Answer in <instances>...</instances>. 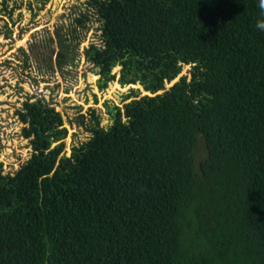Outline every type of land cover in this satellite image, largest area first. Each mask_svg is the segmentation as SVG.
Instances as JSON below:
<instances>
[{
    "label": "trees",
    "instance_id": "obj_1",
    "mask_svg": "<svg viewBox=\"0 0 264 264\" xmlns=\"http://www.w3.org/2000/svg\"><path fill=\"white\" fill-rule=\"evenodd\" d=\"M85 5L99 22L100 42L83 50L98 90L116 80L146 93L105 104L108 127L91 109L90 136L68 155L61 113L22 102L31 153L12 173L0 162V264H264L258 0Z\"/></svg>",
    "mask_w": 264,
    "mask_h": 264
},
{
    "label": "rangeland",
    "instance_id": "obj_2",
    "mask_svg": "<svg viewBox=\"0 0 264 264\" xmlns=\"http://www.w3.org/2000/svg\"><path fill=\"white\" fill-rule=\"evenodd\" d=\"M83 12L88 15L84 28L75 27V18ZM98 28L99 22L87 10L85 0H0V162L3 173L14 172L31 153L28 140L21 135L23 124L16 114L25 99L41 97L61 113L68 130L63 140L68 155L72 145L90 136L80 119L87 122L91 109L99 114L101 125L108 127L111 121L105 104L121 106L129 88H140L141 94L145 93L138 84L121 86L116 80L98 90L95 69L83 57L85 47L100 42ZM59 36L66 37L65 43L69 44L62 64L56 57ZM76 38L80 41L77 46ZM189 67L184 65L179 76L187 74ZM118 70V66L112 69L116 78Z\"/></svg>",
    "mask_w": 264,
    "mask_h": 264
},
{
    "label": "clouds",
    "instance_id": "obj_3",
    "mask_svg": "<svg viewBox=\"0 0 264 264\" xmlns=\"http://www.w3.org/2000/svg\"><path fill=\"white\" fill-rule=\"evenodd\" d=\"M237 5L243 4L244 0H233ZM259 13L255 21V29L259 33H264V0H258Z\"/></svg>",
    "mask_w": 264,
    "mask_h": 264
},
{
    "label": "water",
    "instance_id": "obj_4",
    "mask_svg": "<svg viewBox=\"0 0 264 264\" xmlns=\"http://www.w3.org/2000/svg\"><path fill=\"white\" fill-rule=\"evenodd\" d=\"M146 93V92H145Z\"/></svg>",
    "mask_w": 264,
    "mask_h": 264
}]
</instances>
